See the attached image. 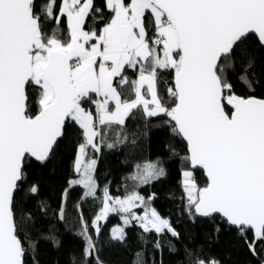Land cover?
<instances>
[{
    "label": "snow or ice",
    "instance_id": "obj_1",
    "mask_svg": "<svg viewBox=\"0 0 264 264\" xmlns=\"http://www.w3.org/2000/svg\"><path fill=\"white\" fill-rule=\"evenodd\" d=\"M237 72L247 95L231 81ZM257 88L264 89V0H0V264H39L35 212L49 206L41 200L34 212L26 203L40 192L31 163H48L71 125L80 140L69 183L85 190L83 200H101L91 229L80 213L84 248L72 264H104L97 238L110 214L125 226L138 222L142 240L155 233L157 249L161 235L181 238L152 206L154 194L138 191L166 177L159 162L136 165L129 179L138 183L123 198L107 185L98 195L102 148L127 140L109 142L108 133H126L136 112L166 117L186 144L181 199L189 220L219 219L264 264V92ZM66 199L67 190L60 219ZM111 239L125 242V227ZM185 251L189 264H222ZM132 264H146L144 253Z\"/></svg>",
    "mask_w": 264,
    "mask_h": 264
},
{
    "label": "trees",
    "instance_id": "obj_2",
    "mask_svg": "<svg viewBox=\"0 0 264 264\" xmlns=\"http://www.w3.org/2000/svg\"><path fill=\"white\" fill-rule=\"evenodd\" d=\"M96 3H102V0H96ZM259 70L258 67L257 71ZM128 74L130 78H135L131 71ZM162 78L166 87L171 76L165 72L162 73ZM231 81L237 94H249L247 85L239 79V72L232 74ZM257 92H264V89L257 88ZM165 119L167 118H145L140 112H136L126 121V133L116 132L115 127L108 133L109 142L115 141L117 136L123 138L125 135L127 140L117 142L113 149L102 148L96 172L101 189L98 195L102 198L103 187L107 185L112 195L123 198L126 191H130L138 183L129 179L135 172L136 165L159 162L167 171L166 177L141 186L138 191L146 198L154 194L152 206L162 217L170 218L181 238L176 240L169 234L161 235L159 239L162 247L157 249L153 244L157 239L155 233L145 234L142 240L143 233L138 222L133 221L131 225L125 226L119 214H110L107 221L100 222L102 232L97 238L101 249L100 259L104 264H132L135 253L140 251L144 253L146 264H189L185 249H198L197 255L215 257L222 264H255L235 232L227 230L219 219L199 218L192 223L185 214L181 199L182 171L185 165L180 157L185 155L186 144L181 138L174 136L170 127L164 124ZM79 140V129L75 125L68 126L67 134L52 159L46 164L35 160L31 163V175L39 183L40 192L35 198L26 196V203L34 212L41 200L46 201L49 206L46 214L35 212L34 231L40 237L35 259L39 264H72L74 256L79 260L84 248V240L78 234L81 231L80 213L83 212L91 229V222L101 208V200H83L85 190L69 183L76 178L73 162ZM199 175L203 180V173ZM65 190L67 199L64 203V219H60L58 213ZM138 211L142 212V209ZM218 225L219 233L216 231ZM116 227H125V242L111 239V232ZM170 244L174 246L171 251Z\"/></svg>",
    "mask_w": 264,
    "mask_h": 264
},
{
    "label": "rangeland",
    "instance_id": "obj_3",
    "mask_svg": "<svg viewBox=\"0 0 264 264\" xmlns=\"http://www.w3.org/2000/svg\"><path fill=\"white\" fill-rule=\"evenodd\" d=\"M134 211H136L138 214H140L139 211H138V209H135Z\"/></svg>",
    "mask_w": 264,
    "mask_h": 264
},
{
    "label": "crops",
    "instance_id": "obj_4",
    "mask_svg": "<svg viewBox=\"0 0 264 264\" xmlns=\"http://www.w3.org/2000/svg\"><path fill=\"white\" fill-rule=\"evenodd\" d=\"M76 174V173H75ZM140 214H142V212H139Z\"/></svg>",
    "mask_w": 264,
    "mask_h": 264
},
{
    "label": "built area",
    "instance_id": "obj_5",
    "mask_svg": "<svg viewBox=\"0 0 264 264\" xmlns=\"http://www.w3.org/2000/svg\"><path fill=\"white\" fill-rule=\"evenodd\" d=\"M89 107H91V106L89 105ZM99 156H100V154H99Z\"/></svg>",
    "mask_w": 264,
    "mask_h": 264
},
{
    "label": "water",
    "instance_id": "obj_6",
    "mask_svg": "<svg viewBox=\"0 0 264 264\" xmlns=\"http://www.w3.org/2000/svg\"><path fill=\"white\" fill-rule=\"evenodd\" d=\"M206 219V218H205Z\"/></svg>",
    "mask_w": 264,
    "mask_h": 264
}]
</instances>
